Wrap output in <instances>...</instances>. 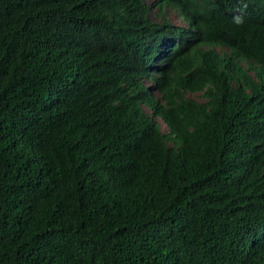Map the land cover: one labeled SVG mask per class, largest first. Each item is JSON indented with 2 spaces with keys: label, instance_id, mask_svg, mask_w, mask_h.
I'll list each match as a JSON object with an SVG mask.
<instances>
[{
  "label": "trees",
  "instance_id": "16d2710c",
  "mask_svg": "<svg viewBox=\"0 0 264 264\" xmlns=\"http://www.w3.org/2000/svg\"><path fill=\"white\" fill-rule=\"evenodd\" d=\"M146 10L0 0V264H264V47L256 79L193 47L219 27L149 65Z\"/></svg>",
  "mask_w": 264,
  "mask_h": 264
},
{
  "label": "clouds",
  "instance_id": "9594fccd",
  "mask_svg": "<svg viewBox=\"0 0 264 264\" xmlns=\"http://www.w3.org/2000/svg\"><path fill=\"white\" fill-rule=\"evenodd\" d=\"M141 2L147 7L146 17L154 22L166 21L173 27L175 33L172 37L162 38L157 47L147 54L146 57L150 60L149 65L161 66L163 64L171 41L186 40L192 42L196 38L199 39L205 27L210 34L217 32V27H219L221 34L218 39H210L209 43L199 39L200 44L193 47L211 50L216 54V57L232 62L236 69H241L256 79L257 75L253 66L259 63L251 59V53L260 47H264L262 43L264 38V9H262L263 4L260 0H141ZM167 9L177 13L182 25L169 17ZM216 21L220 23H215ZM243 34L248 35L247 44L231 41L235 36ZM143 62V65L145 64L147 67L145 59ZM152 74H155V71H152ZM142 78L151 82L149 85L142 80L145 85L152 88V93L157 95L154 80L148 77ZM157 119L161 120L159 117Z\"/></svg>",
  "mask_w": 264,
  "mask_h": 264
},
{
  "label": "rangeland",
  "instance_id": "374dc122",
  "mask_svg": "<svg viewBox=\"0 0 264 264\" xmlns=\"http://www.w3.org/2000/svg\"><path fill=\"white\" fill-rule=\"evenodd\" d=\"M152 12H154V9H152ZM167 14L169 15V17H170L173 21H175V22H177L178 24H181V25H182V21H181V19L178 17V15H177V13H176L175 11L170 10V9H167ZM150 15L153 17L152 14H150ZM142 80H143L145 83L149 84V85H150V83H151V82H149V81H148L147 79H145V78H142ZM189 95L192 96V97H194V98H196V99H198V100H200V96H199L198 94H196V93H190ZM141 106H142L143 109L149 111V109H147V106H146V105L142 104ZM158 120H159V119H158ZM159 125H160V127H161L162 130H164V131L167 130V129H166V126L164 125V123H163L161 120H159Z\"/></svg>",
  "mask_w": 264,
  "mask_h": 264
}]
</instances>
